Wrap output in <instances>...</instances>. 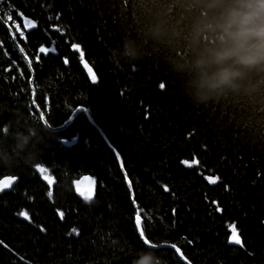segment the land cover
<instances>
[{"label":"trees","instance_id":"1","mask_svg":"<svg viewBox=\"0 0 264 264\" xmlns=\"http://www.w3.org/2000/svg\"><path fill=\"white\" fill-rule=\"evenodd\" d=\"M208 15L198 0H0V139L20 113L44 138L31 165L0 167V178L17 179L0 193V264H132L149 248L137 214L150 245H175L189 264H264V70L198 105L184 94L187 74L173 70L190 56L193 19ZM158 21L169 36L146 39ZM124 38L141 59H112ZM31 75L49 128L82 107L111 149L83 113L47 130L30 105ZM192 158L195 166L181 165ZM85 175L96 183L89 203L73 191ZM233 235L242 245L228 243Z\"/></svg>","mask_w":264,"mask_h":264},{"label":"clouds","instance_id":"2","mask_svg":"<svg viewBox=\"0 0 264 264\" xmlns=\"http://www.w3.org/2000/svg\"><path fill=\"white\" fill-rule=\"evenodd\" d=\"M210 15L195 17L189 38L190 56L178 61L173 70L186 73L183 91L190 103H207L227 91H238L253 69L264 70V0H198ZM206 32L216 33L214 43L205 42ZM169 36L163 21L149 24L144 37L156 41ZM137 42L124 38L111 50L114 61L131 64L141 59ZM42 127L23 113L17 116L7 136L0 139V167L13 169L31 165L41 155ZM7 139L12 143L9 145ZM132 264H166L148 248L136 252Z\"/></svg>","mask_w":264,"mask_h":264},{"label":"water","instance_id":"3","mask_svg":"<svg viewBox=\"0 0 264 264\" xmlns=\"http://www.w3.org/2000/svg\"><path fill=\"white\" fill-rule=\"evenodd\" d=\"M3 25H4L5 28L8 29L9 34H10V36H11V38H12V40H13L15 46H16V48L19 50V52H20L21 55L23 56V53L21 52L19 46H18V45L16 44V42H15L14 34H13L12 30L8 27L7 24H3ZM27 28H30V26L27 27ZM30 87L32 88V91H33V88H34V87H33V75H31V77H30ZM33 107H34L35 111L39 114L43 126H44L47 130H49V131H51V132H59V131L63 130L64 128H66V127H67V126L73 121V119L75 118V116H76L78 113H83V114L86 116L87 121H88V122L90 123V125H91V126L97 131V133H98L99 136L103 139V141L105 142V144H106L108 147H110L109 144H108V142H107V140H106V138L104 137V135H103L102 132L100 131V129H99V128L93 123V121H92V119L90 118V116L88 115L86 109L81 110L80 108H82V107H79V108L75 109V110L72 112V114L70 115V117L67 119V121H65V123H63L61 126H59V127H57V128L51 129V128H49V126H47V124H46L45 121L43 120L42 114H41V112L39 111V109L37 108V106H36L35 103H33ZM110 149H111V148H110ZM112 151H113L115 157L117 158V160H118V162H119V164H120L119 156L117 155V153H116L114 150H112ZM5 181H10V183L8 184L7 187H4V182H5ZM16 181H17V179H16L15 177H10V176H6V177H3L2 179H0V193H2V192H8V191L12 188L13 184H14ZM125 181H126V184L129 186V182H127V179H125ZM73 188H74V191H75V194L77 195V197H79V198H80L81 200H83L84 202H90V200H91L92 197H93V193L95 192V181H94L92 178L88 177V176H84V177H81V178H79V179H77V180H75V181L73 182ZM89 194L91 195V199H90V200L85 198V197H86L87 195H89ZM137 217H139V216H138V215L135 216V218H134V223H135V226L137 227V229L140 230V240H141V241H142L147 247H149V248H168V249H171V250H173V251L177 254V256L179 257V259H180L184 264H189V263L184 259V257L182 256V253L180 252V250H179L178 248H176V247H173V245H172V246H171V245H159V246H153V245H150L148 242L145 243L146 240H145L144 236L141 235V232H142V229H141V227H142V221H141L140 217H139V219H137ZM229 244H231V245H233V246H240V245H237V244H234V243H230V240H229Z\"/></svg>","mask_w":264,"mask_h":264},{"label":"bare ground","instance_id":"4","mask_svg":"<svg viewBox=\"0 0 264 264\" xmlns=\"http://www.w3.org/2000/svg\"><path fill=\"white\" fill-rule=\"evenodd\" d=\"M256 74V73H255ZM248 76H254V75H248ZM251 79V77H247V81L248 80H250ZM34 95H35V88H33V91H32V88H31V94H30V89H29V96H30V105L31 106H33V103H35L34 102ZM38 114V113H37ZM39 115V114H38ZM42 117H43V115H42ZM39 118H40V116H39ZM40 120H41V118H40ZM43 120L45 121V119H44V117H43ZM42 123V122H41ZM103 140V139H102ZM104 144H105V142H104ZM105 146L107 147V148H109L110 149V147H108L106 144H105ZM185 161H188L189 162V164H188V166L189 167H191V166H195L196 165V159L195 158H192V160H185ZM184 161H181V165H186L185 163H183ZM167 170H169V171H172V169H170V168H165V170L163 171V172H159L160 174H165L166 173V171ZM121 172H122V174H123V176L125 177V179H127V182H129V180H128V177H127V175H126V173L124 172V170H121ZM85 176H88V177H90V178H92L94 181H95V179L93 178V177H91V176H89V175H85ZM6 177V176H5ZM82 177H84V176H82ZM3 178V177H2ZM2 178H0V179H2ZM81 178V177H80ZM126 182V181H125ZM17 184V181L13 184V186L12 187H14L15 185ZM95 186H96V183H95ZM128 186V185H127ZM128 190L130 191V193H129V201H131V203H133L134 202V193L132 192V188H131V186H128ZM73 191H74V188H73ZM74 193H75V191H74ZM76 195V194H75ZM77 196V195H76ZM94 196H95V192L93 193V197H92V199L90 200V202L93 200V198H94ZM77 198H79V197H77ZM80 199V198H79ZM81 200V199H80ZM81 201H83V200H81ZM84 202V201H83ZM84 203H89V202H84ZM134 208H135V210H136V207H135V205H134ZM138 215V214H137ZM139 216V215H138ZM135 224V223H134ZM135 227V231H136V233H137V236L139 237V239H140V230H138L137 229V227L136 226H134ZM141 229H142V227H141ZM142 232H143V230H142ZM144 236V235H143ZM230 240V239H229ZM228 243H229V241H228ZM231 245V244H230ZM183 256V255H182Z\"/></svg>","mask_w":264,"mask_h":264},{"label":"snow or ice","instance_id":"5","mask_svg":"<svg viewBox=\"0 0 264 264\" xmlns=\"http://www.w3.org/2000/svg\"><path fill=\"white\" fill-rule=\"evenodd\" d=\"M9 18H11V17H9ZM73 48H74V49H78L79 46H78V45H73ZM54 50H55V49H53V51H54ZM45 51H46V49H44V48H41V49H40V52H45ZM86 67H87V65H86ZM93 81H95V77H94V76H93ZM161 87H163V85H161ZM80 109L83 110L84 108H80ZM183 163H185V164H189L188 161H184ZM189 166H190V165H189ZM40 171L43 172L44 169L41 168ZM45 179H48L50 183L52 182L48 177H45ZM9 183H10V181H5V182H4V187H7ZM49 195H51V193H49ZM85 198L90 200V199H91V195L89 194V195H87ZM24 215L26 216V214H24ZM137 219H139V217H137ZM231 228H232L233 233H235V232H236V226H235V225H232ZM141 235H143V232H141ZM145 243H147V241H145ZM230 243H234V244H237V245H242L243 241L239 238V236H237V235H233V236L230 238ZM173 247H175V245H173Z\"/></svg>","mask_w":264,"mask_h":264},{"label":"rangeland","instance_id":"6","mask_svg":"<svg viewBox=\"0 0 264 264\" xmlns=\"http://www.w3.org/2000/svg\"><path fill=\"white\" fill-rule=\"evenodd\" d=\"M43 177H46V175H45V174H43Z\"/></svg>","mask_w":264,"mask_h":264}]
</instances>
